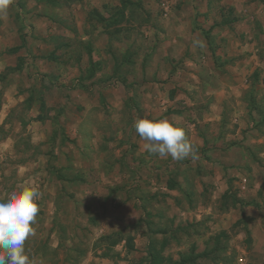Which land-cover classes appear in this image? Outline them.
<instances>
[{"label":"rangeland","instance_id":"374dc122","mask_svg":"<svg viewBox=\"0 0 264 264\" xmlns=\"http://www.w3.org/2000/svg\"><path fill=\"white\" fill-rule=\"evenodd\" d=\"M20 8L23 9L22 14L19 12ZM22 16L31 19L29 26H20ZM2 17L10 26L7 27L11 28L6 37L7 50L17 53V45L20 43H23L20 47L26 51L28 45L31 48L34 46L36 51L29 52L28 55L40 54L41 58L31 57L46 60L43 63L47 68L49 61L53 62L60 72L57 76L45 77L46 74L43 73L37 76V81L41 82V92L51 85L57 88V95L67 98L64 101L65 108L55 109L65 115V127L62 131H56L51 136L42 124L41 132H45V137L42 136L40 149L46 151L48 164L52 161L54 171L46 170L39 176L41 179L47 180L57 170L59 173L75 176V169L70 168L75 163L82 166L78 172L92 181L103 178V181L113 180V172L117 173L114 168L120 166L126 177L122 186L130 184L136 173L126 168L130 165L128 146L131 144L132 134L130 136L129 133L136 132L131 113L126 110L127 106L121 110L120 121L109 110L106 111V120L100 125H96L90 110L86 132H101L102 138L99 141L96 138L84 139L81 143L84 150L81 152L80 144L75 138H71L66 120L71 121L80 116L83 107L79 102L70 107L67 101L72 97L79 101L86 90L85 96L91 102L92 96L97 95L94 94L96 86L111 89L119 86V83L125 94L121 91L115 98L124 101V97H128V101L139 105L137 108L141 109L140 118L159 120L163 117L187 128L176 114L188 107L189 98L193 101L192 96L180 84L191 82L188 72L192 69V61L199 63L200 60L206 70L215 68L217 73L224 71L227 65L245 64L249 70L245 80L250 87L243 92L242 105L247 109H263V121L260 122L259 119L257 123L254 119L247 125L250 130L259 125L264 131V0H12L6 12L0 14V18ZM15 32L17 36L22 35L20 41L14 36ZM41 37L46 39L40 41ZM200 50L204 51V59L198 58ZM26 51H20L16 59L14 56L8 60V83L14 84L18 79L16 72L24 64L25 58L22 55ZM200 80L203 83L198 84L199 91L204 96L210 95L211 91L204 93L208 78L204 76ZM216 80L220 83V76L214 77L213 81ZM217 85L220 87L222 84ZM69 88L74 92H68ZM106 98L110 102L111 95H106ZM199 99L198 97L194 106L196 109L204 108ZM54 101L57 99L54 98L52 104ZM238 103L241 105V101ZM234 104V110L238 112L240 106L235 101ZM158 106L165 107L162 110L163 116L159 115ZM246 108L243 109L244 120ZM56 112L54 111V116ZM219 124L221 122L214 126L215 133H223ZM206 126L205 123L200 124L199 130H207ZM47 134L52 138H46ZM92 137L95 135L92 134ZM239 139L240 137L235 139L234 143H239ZM17 144L22 152L16 150L17 153L9 155L8 159L17 161L30 157L33 148L30 139L28 140V133L21 135ZM71 144L73 148H70ZM54 145L59 150L55 156L51 155ZM96 147H99L98 151ZM235 157L240 158L239 154H234V159ZM252 158L256 160L254 155ZM4 171L6 170L0 169V193L18 190L16 179L19 176L16 170H7L6 176ZM102 171L104 177L101 176ZM239 172L240 175L243 173ZM140 173L142 171H138L137 176ZM240 175L232 185L231 198L223 201V198L221 200L217 197L210 214L209 211L203 212L204 208L200 207L202 216L196 218L199 219L196 222L189 220L192 219L190 216L181 220L183 215L179 214L173 218L163 214L154 219L145 208V189L140 188L136 195L131 196V200L127 197L125 203L129 202V208L121 212L124 215L122 224L141 225L144 230L139 235L136 234L137 239L146 245H154L152 254L162 260L157 264H177L182 256L193 258V264H260L264 261V224H258L257 216L264 217V179L260 186H256V182L250 185L243 181V187ZM2 176L4 179L1 180ZM254 176H257L256 171ZM195 189H199L198 186ZM121 197L123 199L122 195ZM47 203L48 201L40 206L33 225L35 233L24 245L33 264H57L58 261L60 264L67 256L64 250L54 252L48 249L47 229H50L53 221L48 217ZM206 203L202 201L201 205ZM187 204L192 206V202ZM227 204L232 205L231 211ZM178 205L183 208L185 203ZM62 207L64 211L67 206ZM91 219H94L93 214ZM57 222L63 225L68 219L63 214ZM152 226L157 231L164 229L167 233L148 235L147 230ZM82 238L80 242L85 244L92 242L93 237ZM66 240L69 241L68 235L64 241ZM32 243L34 246H31ZM36 246L37 250L34 249ZM149 251L147 256L143 254L137 258L140 264H151ZM79 257L74 254V259Z\"/></svg>","mask_w":264,"mask_h":264},{"label":"crops","instance_id":"0c3cea01","mask_svg":"<svg viewBox=\"0 0 264 264\" xmlns=\"http://www.w3.org/2000/svg\"><path fill=\"white\" fill-rule=\"evenodd\" d=\"M19 12L22 14L23 9L20 8ZM0 20V133H2L0 137V169L16 170V174L19 176L16 179V186L19 189L25 186L38 188L42 193L38 201L39 208L48 201V217L53 221V225L47 229L48 249L54 252L66 251L67 256L62 259L60 264H140L137 258L143 254L147 256V251L151 250L152 252L154 245L139 242L136 234L139 235L143 228L141 225L138 227L137 225L129 226L127 223L126 225L122 224L124 215L121 213L125 208H129V202L125 203L127 197L131 200V196L136 195L140 188L145 189V208L150 216L153 215L154 219L163 214L170 218L179 214L183 215L181 220H186L190 216L192 219L189 220L196 222L199 220L196 218L202 216L200 207L204 208L203 212L209 211L210 214V211L214 210L212 205L217 197H220L221 200L223 198V201L231 198L232 185L240 175L239 171H243L240 175L242 182L247 181L250 185L256 182V186H260L262 183L264 179V131L259 125L254 130H250L247 124L254 119L257 121L260 119L259 121L262 122L263 109H247L242 105L243 92L250 87L245 80V75L249 73L248 67L245 64H231L227 65L224 71L217 73L215 68L206 70L200 60H198L199 63L195 61L190 63L192 69L188 75L192 78L191 82L180 83L183 89L187 90L188 95L193 98V101L191 98L187 100L188 107L182 108L176 114L177 118L182 119V124L187 125V128L178 125L176 121L172 123L174 126L184 129L187 138L194 145L195 152L199 153L198 156L193 158L190 155L179 161L172 160L170 156L160 158L144 149L145 141L141 140L137 133H129L130 136L132 134L131 144L128 146L130 165L126 168L136 173L130 184L122 186L126 177L121 172L120 166L114 168L117 173L113 172L115 175L113 180L103 181V178L92 181L78 172L82 166H77L75 163H73L74 167H70L72 170L75 169V176H68L63 172H57V170L47 180L41 179L39 176L46 170L54 171L52 161L48 164L49 158L45 154L46 151L40 149L42 136L45 137V132H41L42 124L52 134L51 136L56 131H62L65 127V115L62 111L56 112L55 109L65 108L66 102L64 101L67 98L57 95L59 93L57 88L51 87V85L48 89L45 88L43 93L41 92V82L37 81L39 80L37 76L41 73L46 74L45 77L60 75L59 68L50 61L49 68L44 66L43 62H47L46 60H36L40 54H31V56H37L36 58L28 55L29 52L36 51L34 46L31 48L28 45L26 47L28 51H26L25 48L20 47L23 46V43H20L17 45L19 46L17 53L13 54L9 49L7 50L6 37L11 28H8L10 26L5 23L6 20L3 17ZM20 21L22 22H20V26H29L31 23V19L26 16L24 18L22 16ZM14 36L19 41L21 40V34L17 36L15 32ZM44 39L46 37H41L40 41ZM20 51L27 52L22 55L25 58L24 64L21 70L16 72L18 79L14 84H10L7 81L8 74H6L9 67L8 60L14 56L16 59V56L20 55ZM198 58L204 59L203 50H200ZM50 65H52L51 68ZM204 76L208 78L204 93L208 94L207 91H211L208 96H204L199 91L198 84L203 83L200 78ZM219 76L220 83L217 80L213 81L214 77L218 78ZM217 84L222 85L219 87ZM118 85L111 89H100L96 86L94 94L97 95L92 96L91 102H89L90 98L85 96L86 90L79 101L74 100L73 97L67 101L70 107L75 106L77 102L83 107L80 116L71 121L66 120L72 135L71 138H75L76 142L80 144L81 152L84 150L81 144L84 139L93 140L96 138L99 141L102 138L101 132L95 130L92 133L86 132V125L91 116L90 110H92L96 125L104 123L106 111L109 110H112L113 117L120 121L121 110L124 109V106H127L126 110L131 113L132 123L141 114V109L137 108L139 105L128 101V97H124V101L121 98H115V95L117 97L121 91L125 94L124 89L119 83ZM83 89L86 88L83 87ZM104 94L111 95L110 102ZM198 97L199 101L204 104V108H194ZM52 98L57 99L53 104ZM234 101L240 106L239 113L234 110L236 108ZM238 101H241V105ZM157 108L160 110L159 115L163 116L162 110H165V107L158 106ZM244 108H246L244 111H247L246 120H244ZM54 111L56 116L53 115ZM217 122H221L219 125L222 126L223 133L214 132ZM202 123L207 125L205 128L208 131L199 130ZM26 133H28V140L30 139L33 148L30 157L17 161L9 160V155L17 153V151L22 152L18 149L17 142L21 135ZM42 133L44 134L42 135ZM92 134L95 135L94 138ZM238 137H240L237 141L239 143L235 144L234 140ZM46 138L52 137L47 134ZM69 146L73 148V144ZM51 149V155L55 156L59 153L57 146L54 145ZM97 149L99 147H96ZM234 154H239L240 158L235 157L234 159ZM252 155L256 160L252 158ZM242 161L243 163H241ZM47 164L49 168H47ZM124 170L126 171V169ZM6 171L3 172L5 176ZM138 171H142L139 176H137ZM255 171L257 176H254ZM101 176L104 177L103 171ZM2 179H4L3 176ZM242 184L245 187L244 182ZM0 185L2 186V184ZM197 186L198 191L195 189ZM257 192H259V188ZM202 201L207 203L202 206ZM190 202H192V206L187 204ZM179 203H185V206L182 208L178 205ZM61 204L67 206L64 211ZM227 206L231 211L232 205L227 204ZM63 214L66 215L68 222H64L62 225L57 221ZM91 214L94 215L93 220H90ZM125 218L127 217L125 216ZM257 221L259 225L264 224V217L257 216ZM155 222L158 221L155 220ZM163 230L157 231L152 226L151 229L148 228L147 233L148 235L158 232L167 233ZM178 231H180L179 228ZM258 232L261 233L260 229ZM67 235L69 241H64ZM86 236L93 237L92 242L83 244L80 239L82 240V237L86 238ZM31 246H34V243ZM36 248L37 246L34 247V249ZM74 254H78L80 259H74ZM166 260L165 258L164 261ZM260 264H264V261Z\"/></svg>","mask_w":264,"mask_h":264},{"label":"clouds","instance_id":"9594fccd","mask_svg":"<svg viewBox=\"0 0 264 264\" xmlns=\"http://www.w3.org/2000/svg\"><path fill=\"white\" fill-rule=\"evenodd\" d=\"M12 0H0V14L6 12ZM133 127L145 141L143 147L160 158L174 161L190 155L195 158L194 145L184 129L174 126L167 118L150 120L137 117ZM42 193L37 187H22L0 193V264H33L26 254L25 242L34 235L33 225L40 211L38 201Z\"/></svg>","mask_w":264,"mask_h":264},{"label":"trees","instance_id":"16d2710c","mask_svg":"<svg viewBox=\"0 0 264 264\" xmlns=\"http://www.w3.org/2000/svg\"><path fill=\"white\" fill-rule=\"evenodd\" d=\"M152 253L153 252H151V250L148 253L150 255L149 258H150L151 264H157L158 262L162 261L160 257H157V256H155V254H152ZM193 262H194L193 258H187V257L182 256L180 258V260L177 262V264H193Z\"/></svg>","mask_w":264,"mask_h":264}]
</instances>
